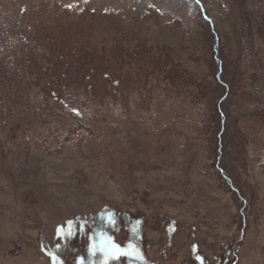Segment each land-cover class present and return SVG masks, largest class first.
Wrapping results in <instances>:
<instances>
[{"label": "rangeland", "instance_id": "rangeland-1", "mask_svg": "<svg viewBox=\"0 0 264 264\" xmlns=\"http://www.w3.org/2000/svg\"><path fill=\"white\" fill-rule=\"evenodd\" d=\"M147 262L264 264V0H0V264Z\"/></svg>", "mask_w": 264, "mask_h": 264}, {"label": "trees", "instance_id": "trees-1", "mask_svg": "<svg viewBox=\"0 0 264 264\" xmlns=\"http://www.w3.org/2000/svg\"><path fill=\"white\" fill-rule=\"evenodd\" d=\"M10 34H12V33H10ZM14 35H12V39H13V42L15 43L16 52L12 53L11 55H13V57H17V58L21 57L22 54L21 55H18V54H19L20 51H22L23 56H25V58L29 61V66H31V67H29L27 65V68H28V70H30L32 72V70L36 69V67H37V65H34V64L31 63V59L32 58H36L37 57L36 55L38 53V52L35 51V48H34L36 46V42H32L31 43V40H28L29 39L28 37L26 38L24 35H22V32H19V35H16V36H14ZM6 37L7 38H6L5 42H7L8 39H10V35L8 34ZM22 47H23V49H22ZM220 70H221V73H222L223 72L222 68ZM217 73H218V71H217ZM31 79H33V78L29 75L28 76V81L25 84L29 88L28 90H30V88H32L33 90L35 89L34 86H33V82H31ZM64 83H66V84H61L62 87L65 86V87L71 88V86L67 84L68 82L64 81ZM36 91H37V89H36ZM55 98H56L57 101H59V99H61L60 96L55 97ZM61 106H62V103H61ZM63 108H65L64 105H63ZM75 113H77V111H75ZM91 224L94 225L93 222ZM146 264H149V263L147 262ZM151 264H153V263H151Z\"/></svg>", "mask_w": 264, "mask_h": 264}, {"label": "snow or ice", "instance_id": "snow-or-ice-1", "mask_svg": "<svg viewBox=\"0 0 264 264\" xmlns=\"http://www.w3.org/2000/svg\"><path fill=\"white\" fill-rule=\"evenodd\" d=\"M198 2H199V0H197V3ZM108 241H109V243L111 242V237L108 238ZM111 249L115 250L116 252H121L122 254L134 255L138 259H141V260L144 259L143 255L140 253L139 249L135 248L133 245H129L128 249H120L119 245L111 244ZM101 250L103 251L105 249L102 247ZM197 259H201V257L197 256Z\"/></svg>", "mask_w": 264, "mask_h": 264}]
</instances>
